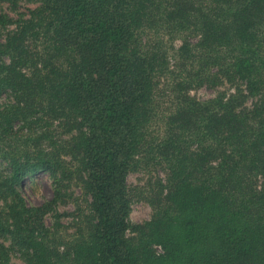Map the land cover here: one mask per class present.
<instances>
[{"label":"trees","instance_id":"obj_1","mask_svg":"<svg viewBox=\"0 0 264 264\" xmlns=\"http://www.w3.org/2000/svg\"><path fill=\"white\" fill-rule=\"evenodd\" d=\"M26 1L0 13V264H264V0Z\"/></svg>","mask_w":264,"mask_h":264},{"label":"rangeland","instance_id":"obj_2","mask_svg":"<svg viewBox=\"0 0 264 264\" xmlns=\"http://www.w3.org/2000/svg\"><path fill=\"white\" fill-rule=\"evenodd\" d=\"M35 8V5L28 3L26 0H15L14 2L4 3L0 5V13L7 14L12 19H21V17L27 14L29 9ZM2 33V32H1ZM0 35H3L0 34ZM178 44V43H177ZM218 91L230 92L228 85H223L215 90L205 87L192 90L189 95L198 100H207L216 95ZM6 100L1 99L0 105ZM251 101L248 100L246 105L249 106ZM146 177L141 174H130L127 177V183L129 186L141 185ZM17 191L25 199L28 205H40L43 202L48 201L52 197V185L50 178L44 173H38L31 178H27L23 183L17 186ZM80 190L76 187H71L70 192L75 193V197H79ZM81 198V197H80ZM80 202H83L81 198ZM73 203L70 200L67 204L57 206L53 212H50L46 216L47 225L59 224L68 226L71 223V214L73 211ZM151 209L143 201H132L128 213V220L131 224H141L150 219ZM7 264H23L18 255L11 254Z\"/></svg>","mask_w":264,"mask_h":264}]
</instances>
